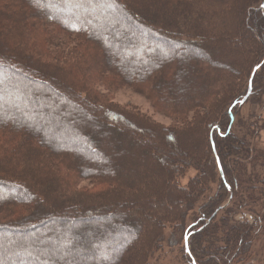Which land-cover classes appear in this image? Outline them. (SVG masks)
<instances>
[{
    "label": "trees",
    "instance_id": "1",
    "mask_svg": "<svg viewBox=\"0 0 264 264\" xmlns=\"http://www.w3.org/2000/svg\"><path fill=\"white\" fill-rule=\"evenodd\" d=\"M263 1L103 0L100 6L76 7L63 0H0V75L17 77L0 79V98L4 99V91L24 97L22 103L10 96V106L0 103L2 264H150L162 249L165 229L174 224L178 225L172 237H180L185 264L245 261L252 247L253 223L233 220V200L218 209L226 194L237 195L235 174L244 180L253 163L264 169V149L252 145L255 133L248 131L240 139L233 131L252 74L245 103L264 97ZM63 33L75 45L62 47L66 57L50 59L48 48L38 46ZM152 38L163 50L181 49L182 58L176 59L173 52L158 53ZM116 40L124 42L122 49H117ZM204 48L217 50L207 54ZM33 77L45 79L49 99L41 97V103L31 104L23 95L21 89L31 92L43 85ZM93 79L146 95L161 113L179 120L180 128L165 130L101 101L84 85V80ZM189 114L193 121L187 120ZM77 118L93 123L89 131L98 138L97 155L106 166L99 167L92 157L55 141L58 131L53 123L69 119L80 125ZM250 127L257 133L262 130ZM89 146L95 151L94 143ZM188 169L196 175L183 186ZM213 177L219 182L215 196L197 208L195 222L179 224L184 222V210H193L206 187L214 185L206 179ZM71 180H91L111 189L76 192L67 184ZM254 183L253 190L264 186V178ZM162 188L164 195L159 194ZM254 191L264 198V191ZM226 211L233 213L220 216ZM104 217L112 223L98 233L93 252L75 249L73 229L64 234L61 244L73 254L62 263L52 260L50 249H18V243L1 237L38 232L42 226L55 232L61 225ZM144 226H149L146 235ZM217 243L229 244L230 261L223 259ZM130 251L131 259L125 262Z\"/></svg>",
    "mask_w": 264,
    "mask_h": 264
},
{
    "label": "rangeland",
    "instance_id": "2",
    "mask_svg": "<svg viewBox=\"0 0 264 264\" xmlns=\"http://www.w3.org/2000/svg\"><path fill=\"white\" fill-rule=\"evenodd\" d=\"M117 20L119 21L117 22L118 25H121L125 29L127 28L126 22L120 19ZM65 36L66 35L63 33L62 36L53 38V40L48 44L39 45L38 47H43L40 49L48 48V51L51 53V55L49 56L50 59L52 57L59 58L60 56L61 58H64L66 57L68 52L66 48L64 49L62 47H74L75 45L73 44L74 42L72 41L67 42V39L64 38ZM152 40L157 42V43L153 42V47L154 50L157 51L158 53L165 55L167 53L173 52L176 59L182 58L183 54L181 53L182 51L181 49L163 50L160 46L161 43L159 44L156 38L155 39L152 38ZM123 44L124 42L121 41L119 42V40H116V47L118 50L123 48ZM53 50L57 53L54 54ZM203 50L207 54H210L211 51L213 52V50L216 51L217 49L204 48ZM48 61L51 62V60L49 59ZM183 72L187 73L185 69L183 70ZM6 76L14 80H16L17 78L15 75L12 74L9 75L7 73ZM6 76L0 75V79H4ZM33 79L35 80V82H39L40 80H42L38 77H33ZM44 80H42L43 85H37L36 87L34 86L35 91L27 92L26 88L21 89L24 93L23 95L26 98H28L31 104L33 100L37 101V103H41L42 102L40 99L41 97L49 99L50 97L48 93L49 86L45 85L47 83L44 82ZM84 81H85L84 85L88 89V91H90L93 95H97L98 97H100L101 101H105L107 103L112 104L113 106H115V108H118L120 111L131 112L134 115H136L139 120L142 119L143 121H147L152 124L158 125L164 128L165 130L169 128L171 129L180 128L177 125L179 120H176L175 118H171L161 113L160 109L155 107L153 101L144 94L137 93L127 87H116L110 85L101 79H93L90 82L86 80ZM24 82L27 83V80H20V83H24ZM30 85L32 86V84ZM44 86H46L47 88H45ZM2 95L4 99L0 98V103L6 102L8 106H10L8 102L9 98L10 99L13 98L16 103H20V101L22 103L24 100V97L22 95L15 96V94L14 95L8 94V92L6 93V91L2 92ZM7 96L10 97L8 98ZM45 117H46L45 120L48 121V113ZM187 120L193 121V116L189 114ZM65 121H66L65 123L62 121L53 123V125L55 124L57 126L56 129L58 131L57 135L55 136V141L60 145L70 148L71 150H78L80 154L88 155L92 157V160L95 162V165L99 167L102 166L104 167L105 161H103V158L101 156L97 155V153L101 152V149L99 147H95L98 138L92 137L91 132L89 131V128L92 127L91 125H93V123L89 122L88 120H87L88 123L86 121L83 122L79 118H77V122L80 125L78 124L73 125L69 119ZM39 124L42 125L43 123L40 122ZM233 124H234L233 131L239 135L240 139H242L241 137L244 138L246 133L249 132L255 133L256 139L252 140L253 147L256 146L257 147L256 149L258 151H261L259 150V148L264 149V97H260L257 99L253 98L252 100L250 99L246 103L244 102L240 107L238 111V116L235 117ZM251 125L257 128H262V130L257 133L256 129H252L250 127ZM108 127L111 128V126L109 125ZM112 129H114V127H112ZM99 132L104 134L105 129L100 128ZM112 137L114 141H116L117 143L120 142V139L119 138L117 139L115 134H112ZM250 140H251L250 138H247V142L248 141L250 142ZM90 143H94L93 147L95 148V151L90 148L91 147L89 146ZM121 149L123 148H118L117 151ZM230 164L232 165L233 168H235V166L233 165L234 163L231 162ZM154 169L158 171L156 168ZM248 171L249 173L246 175L244 180L237 177L236 174L234 175L233 181H236L237 186L235 185L236 189H234L233 193L237 195L234 198H232L231 195L226 194L227 196L225 198V202L222 203L221 207L226 208L229 205L230 201L233 200L230 206V208L231 207L233 208L232 210L234 211L235 214L233 216L234 217L233 220H236L238 222L245 221L249 224L253 223L252 227L254 228L252 230V235H251L252 247L250 249L249 255L244 257L245 261L238 264H264V218H263L264 198H261L259 194L255 193L254 191L256 190L263 192L264 186L263 184L260 186L258 185L254 187V190L253 188H251V186L255 185V183L254 184L251 183H253V181L256 178L257 179L264 178V169L263 168L261 169L258 166L254 168V163H253V167H248ZM195 175H196V171L194 169H188L183 179L181 180V184L183 186L187 185L188 180L194 177ZM206 179L208 182L213 183L214 185H210L206 187L204 195H202L195 202V208L193 210L191 211L184 210L185 215H183L182 217L184 222L179 224H184L185 226H188L189 224L195 222L197 217L199 216V212L197 208L206 204V202L210 198L215 196V191H217V187L219 186L218 177L206 178ZM246 180H248V182L250 180L251 183L248 184ZM245 181L246 183L243 184L241 187V183ZM67 184L69 185L70 189H73L76 192L96 193L101 190L105 191L107 189H111L109 185H97L96 182L91 180H82V181L71 180ZM164 192L165 190L164 188H162L159 194L164 195ZM253 194L254 197H252ZM230 213L233 212L231 211ZM230 213L226 211L225 213H220V216L224 218L230 217L232 215ZM94 216H98V215H94ZM254 219L256 220V223ZM111 223L112 222L110 221L109 217L108 218L104 217V219H100L96 221L61 225L59 231H55V232L49 230L48 226H42L40 229L41 231L38 232L34 231L25 234H14V235L2 234L1 237L5 238V240L10 241L11 244L18 243L17 244L18 249H28V247L30 246L36 247L39 251L41 250L45 251V249H52L53 247L58 248L59 251L55 252L54 256H52L53 257L52 260L56 259L59 260L60 263H62L63 260L67 258L68 254H73L72 252L68 251L69 247L67 245L65 247V243L61 244V242L64 241V234L68 233L69 231H71V229H73L75 234L74 237L75 242L73 240V245L75 249H77L79 252L89 253L95 251V248L98 247V243L96 244V240H95V238L98 236V233H100L105 228H107ZM177 225L178 224L170 225L172 228L165 229L163 234V240L161 242L162 249L160 253L158 252L154 255L155 261L154 260L151 261L150 264H185V260L182 254V244L180 243V237L178 236L177 238L176 234L175 237H172V234L175 233L173 231V227ZM226 225H230V223L227 222ZM143 230H144V234L146 235L147 231L149 230V226H144ZM220 233L222 234L221 230L218 232V237L220 235V239H221L222 235ZM170 242H177V243L171 246ZM78 243L79 245H76ZM216 245L220 247L221 255L225 256V258L223 259H225L226 261L228 260L230 261L233 254L231 255L229 244L217 243ZM130 257H131V251L127 253L125 262H128L131 259Z\"/></svg>",
    "mask_w": 264,
    "mask_h": 264
},
{
    "label": "snow or ice",
    "instance_id": "3",
    "mask_svg": "<svg viewBox=\"0 0 264 264\" xmlns=\"http://www.w3.org/2000/svg\"><path fill=\"white\" fill-rule=\"evenodd\" d=\"M63 3L73 4L76 7L82 6L83 3H87V4L96 3L97 6H100L103 3V0H63ZM0 246H2V245H0ZM49 251H51L53 254H55V252L59 251V249L53 247ZM0 264H2V261H0Z\"/></svg>",
    "mask_w": 264,
    "mask_h": 264
},
{
    "label": "water",
    "instance_id": "4",
    "mask_svg": "<svg viewBox=\"0 0 264 264\" xmlns=\"http://www.w3.org/2000/svg\"><path fill=\"white\" fill-rule=\"evenodd\" d=\"M261 8L263 9L264 8V1H263V3L261 4ZM257 70V68H255L254 70H253V73L255 72ZM252 77H253V74L251 75V77H250V80H249V83H248V87H247V92H246V94H245V96L241 99V101H240V103L239 104H243L247 99H248V97L250 96V94H251V80H252ZM218 165V164H217ZM218 169H219V165H218ZM219 172H220V169H219ZM220 174H221V172H220ZM221 208H223V207H220V209ZM220 209H218V210H220ZM218 210L216 211V213L218 212Z\"/></svg>",
    "mask_w": 264,
    "mask_h": 264
}]
</instances>
